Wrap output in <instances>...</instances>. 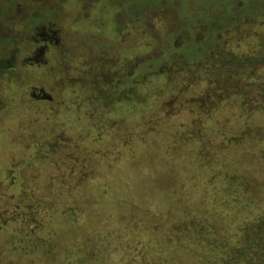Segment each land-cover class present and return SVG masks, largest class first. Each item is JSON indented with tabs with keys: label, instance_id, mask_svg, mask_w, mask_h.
<instances>
[{
	"label": "rangeland",
	"instance_id": "1",
	"mask_svg": "<svg viewBox=\"0 0 264 264\" xmlns=\"http://www.w3.org/2000/svg\"><path fill=\"white\" fill-rule=\"evenodd\" d=\"M144 1L0 0V264H200L190 221L262 163L264 111L239 107L264 66H237L264 59V19ZM40 17L58 33L34 59Z\"/></svg>",
	"mask_w": 264,
	"mask_h": 264
},
{
	"label": "trees",
	"instance_id": "2",
	"mask_svg": "<svg viewBox=\"0 0 264 264\" xmlns=\"http://www.w3.org/2000/svg\"><path fill=\"white\" fill-rule=\"evenodd\" d=\"M209 2H211L210 6H215L218 3L216 0ZM139 3L142 7L148 5L144 0H139ZM227 3L230 6L240 3L241 14H250L255 18L264 19V0H228ZM208 24L209 27H212L215 22L210 21ZM256 64L264 66V59L257 62L251 60L246 62L243 59L237 66V70L241 72L243 68L250 69L249 66H259ZM252 80L255 94L263 103L250 108L240 106L239 112L243 113L245 117L251 116L255 112L264 111V77H256ZM220 84H223L222 87L224 90L226 89L225 91L230 89L225 79H221ZM245 88L238 89L237 94L240 99L243 97ZM78 127L75 125L67 130H77ZM260 132L264 133V128H261ZM73 135L75 134L72 133ZM72 136L68 138H72ZM244 138H246L245 135L232 139L226 138L224 135V155L228 151V146L235 142L240 144ZM258 143H262L260 144L262 147L258 146L262 149L257 150L258 153L252 151V154H260L262 163H258L256 169L247 172L238 171L237 173L227 170L222 177L225 184L222 190L224 195L222 211L225 213L220 216L205 215L206 213H204L190 221V230L193 231L190 233V241L193 245L189 247V251L194 257L196 256L200 264H264V155H262L264 154V140H259ZM233 168L234 164H231L229 169L234 170ZM216 226L219 227V230L214 231Z\"/></svg>",
	"mask_w": 264,
	"mask_h": 264
},
{
	"label": "flooded vegetation",
	"instance_id": "3",
	"mask_svg": "<svg viewBox=\"0 0 264 264\" xmlns=\"http://www.w3.org/2000/svg\"><path fill=\"white\" fill-rule=\"evenodd\" d=\"M34 11L38 10V7H36V5H34ZM6 8H16V4L15 2H13V0H8V3L5 5ZM46 18H42L40 17V19H38L37 22H35L34 25V32H32V36H33V41L32 43H35L36 45H39V48L37 47L36 49H34V59H37V56H40L43 53H46V51L48 50V47L51 45H54L53 42L54 40H56V34L58 33L57 31H52L51 29H49V27L44 25V22L46 21ZM34 33V35H33ZM56 45V44H55ZM15 52L12 53V56L10 58V60L8 61H4L1 60L0 61V68L2 69H11V64L13 62V58ZM31 59L33 60V58L30 57L29 61H31ZM34 93H32L33 96Z\"/></svg>",
	"mask_w": 264,
	"mask_h": 264
}]
</instances>
